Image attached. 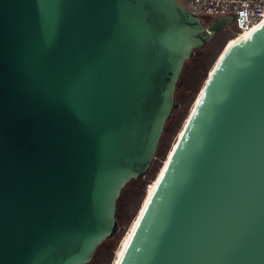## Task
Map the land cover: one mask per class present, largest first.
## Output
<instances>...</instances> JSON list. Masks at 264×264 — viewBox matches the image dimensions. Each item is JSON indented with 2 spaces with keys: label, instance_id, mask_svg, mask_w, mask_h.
<instances>
[{
  "label": "water",
  "instance_id": "water-1",
  "mask_svg": "<svg viewBox=\"0 0 264 264\" xmlns=\"http://www.w3.org/2000/svg\"><path fill=\"white\" fill-rule=\"evenodd\" d=\"M233 19L205 27L178 0H0V264H88L115 237L186 62ZM199 95L119 264H264V24Z\"/></svg>",
  "mask_w": 264,
  "mask_h": 264
},
{
  "label": "rangeland",
  "instance_id": "rangeland-1",
  "mask_svg": "<svg viewBox=\"0 0 264 264\" xmlns=\"http://www.w3.org/2000/svg\"><path fill=\"white\" fill-rule=\"evenodd\" d=\"M239 39L234 38L232 30L217 34L185 64L176 93V109L165 126L153 166L142 181L130 182L123 189L117 203L116 214L120 229L107 246L96 251L88 264H118L121 243L136 218L139 205L177 141L178 134L190 115L207 77L221 56Z\"/></svg>",
  "mask_w": 264,
  "mask_h": 264
},
{
  "label": "built area",
  "instance_id": "built-area-1",
  "mask_svg": "<svg viewBox=\"0 0 264 264\" xmlns=\"http://www.w3.org/2000/svg\"><path fill=\"white\" fill-rule=\"evenodd\" d=\"M203 20H215L233 14L229 29L234 38L264 24V0H178Z\"/></svg>",
  "mask_w": 264,
  "mask_h": 264
},
{
  "label": "bare ground",
  "instance_id": "bare-ground-1",
  "mask_svg": "<svg viewBox=\"0 0 264 264\" xmlns=\"http://www.w3.org/2000/svg\"><path fill=\"white\" fill-rule=\"evenodd\" d=\"M260 26H261V25L255 27V28H254L253 30H251V31H246L245 33H241V35L238 37V39H239V38H240V39H239L237 42H239V41H245V40L250 39L251 36H252V34H253V32H254L255 30H257L258 28H260ZM237 42H235L234 44H236ZM234 44H233V45H234ZM233 45H232V46H233ZM232 46H231V47H232ZM231 47H230V48H231ZM230 48H229V49H230ZM229 49H228V50H229ZM199 97H200V95L197 97L196 102L198 101ZM196 102H195V104H196ZM195 104H194V106H195ZM194 106H193V108H194ZM193 108H192V110H193ZM192 110H191V113H192ZM191 113H190V115H191ZM190 115L188 116L186 122L184 123V126H185V124L187 123V121L189 120ZM184 126H183V128H184ZM183 128H182L181 131L179 132L178 137L181 135ZM177 139H178V138H177ZM176 142H177V141H176ZM176 142L174 143V145L172 146L171 150L169 151L168 156H167V158H166L164 164L162 165L160 171H159L158 174H157V177L154 179V181H153V182L151 183V185L148 187V190H147L148 192L146 193V196H145V198H144V200H143V202H142V205L140 206V208H139V210H138V213H137V215H136V218H135L134 221L131 223V226H130L129 232H127L128 234L125 236V238L123 239V241H122V243H121V248H120V250H119V262H118V264H119L120 261L122 260V257H123V255H124V253H125V251H126V249H127V247H128V244H129V242H130V240H131V238H132V236H133V234H134V232H135V230H136V228H137V225H138V223H139V221H140V219H141V216L143 215V213H144V211H145V209H146V206H147V204H148V202H149V200H150V198H151V196H152V194H153V192H154V190H155V188H156V186H157V184H158V182H159V180H160V178H161V176H162V174H163V172H164V170H165V168H166V166H167V164H168V161H169V159L171 158V156H172V154H173V150H174V148H175V146H176Z\"/></svg>",
  "mask_w": 264,
  "mask_h": 264
},
{
  "label": "trees",
  "instance_id": "trees-1",
  "mask_svg": "<svg viewBox=\"0 0 264 264\" xmlns=\"http://www.w3.org/2000/svg\"><path fill=\"white\" fill-rule=\"evenodd\" d=\"M206 22H208V21L206 20ZM198 52H199V50H196L194 56L197 55ZM186 63H188V62H186ZM168 122H169V121H168ZM168 122H167V123H168ZM140 181H142V179H140V180H133V181H131V182H140ZM109 242H110V240L104 242V243H103L98 249L107 246V245L109 244Z\"/></svg>",
  "mask_w": 264,
  "mask_h": 264
},
{
  "label": "flooded vegetation",
  "instance_id": "flooded-vegetation-1",
  "mask_svg": "<svg viewBox=\"0 0 264 264\" xmlns=\"http://www.w3.org/2000/svg\"><path fill=\"white\" fill-rule=\"evenodd\" d=\"M203 23H204V26H205V27H207V26L209 25V23L206 22V21H204ZM229 27H230V26L225 27L223 30H221V31H219L218 33H216V34L214 35V37H215L217 34H220V33L224 32V31H226V30H230ZM214 37H213V38H214ZM213 38H212V39H213ZM212 39H211V40H212Z\"/></svg>",
  "mask_w": 264,
  "mask_h": 264
}]
</instances>
